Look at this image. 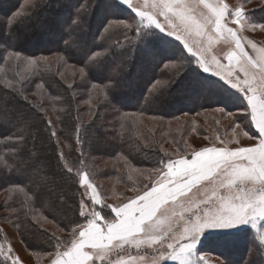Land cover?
Listing matches in <instances>:
<instances>
[{
  "label": "snow or ice",
  "instance_id": "6c2138e0",
  "mask_svg": "<svg viewBox=\"0 0 264 264\" xmlns=\"http://www.w3.org/2000/svg\"><path fill=\"white\" fill-rule=\"evenodd\" d=\"M44 7L45 0H23L3 23L5 36H11L22 19H30ZM89 7L86 0H80L74 13L58 21L57 32L65 50L83 51L77 58L79 66L73 68L90 100L109 99L125 68V61L118 57L131 47L160 56L167 78L154 80L149 95L180 86L197 94H220L224 106L212 110L224 114L232 105L239 109L240 122L236 113L228 111L234 117L231 139L217 135L215 142L193 147L191 153L179 146L175 157L162 153L150 171L149 182L114 204L106 202L83 152L76 164H70L60 151V176L73 177L80 199L77 215L66 226L67 238L55 233L49 236L53 248L46 253L49 264H205L200 255L204 243L226 248L241 232L251 238L259 264H264V46L241 35L246 30L244 21L262 30L264 23L251 22L242 5L233 8L226 0H112L109 7L125 15L112 19L106 15L93 32ZM221 41L226 50L217 52L213 45ZM4 51L7 55H0V60L26 65L28 78L42 67L46 69L50 60L48 56L23 57L7 45ZM57 58L64 60L63 56ZM0 79L9 90L0 96V121L11 125L5 139L14 145L8 149L11 162L0 155V171L18 177L10 188L23 195L20 208L13 210L14 227H22L23 216L37 228L38 217L47 219L43 210L50 204L45 196H57L54 176L37 152L27 148L35 127L33 116L43 114L44 107L28 99L26 86H18L15 77ZM128 116L122 114V118ZM45 122L51 129L53 122ZM79 130L78 124L77 133ZM56 136L51 131V137ZM76 142L81 144L79 135ZM57 200L63 203V193ZM5 251L11 264H24L18 255H12L10 242L6 249L0 243V255ZM246 264L257 261L250 259Z\"/></svg>",
  "mask_w": 264,
  "mask_h": 264
},
{
  "label": "trees",
  "instance_id": "16d2710c",
  "mask_svg": "<svg viewBox=\"0 0 264 264\" xmlns=\"http://www.w3.org/2000/svg\"><path fill=\"white\" fill-rule=\"evenodd\" d=\"M55 1L57 0H45V7L42 11H38L37 15L30 19H22V22L13 29L11 36L6 37L2 25L7 18L19 10L23 0H0L1 4L9 5L0 14V55H7L4 51L7 45L8 50L15 48L22 53L23 57L48 56L50 58L55 55L64 57V60H60L62 64H47L46 69L42 67L39 72L31 74L30 78H28L29 73L26 65L12 64L13 61L6 63L0 60V69H3L0 71V78L13 79L15 77L20 82L18 86L21 84L26 86L25 94L28 99L37 105L42 104L44 107L43 114L33 116L35 127L31 130L32 136L29 137L27 148L37 152L48 172L54 176L57 182V196L63 193V203L57 200V196H45L50 207L43 210L47 219L38 217L39 227L34 228L27 224L21 216L22 227L17 229L14 227V223L17 221L13 210L20 208L23 195L13 191L10 186L18 181V177L9 176L0 171V196H3L0 209L7 213L6 217L10 226L18 234L27 250L32 253L53 250L50 247V233L40 226L42 221L52 223L56 228L65 229L64 231L67 232L66 226L77 215L76 206L80 199L77 194L78 185L71 175L60 176L58 160L60 151L65 153L70 164L77 163L80 152L85 154L83 159H85L87 168L94 174V181L102 194L109 190L118 193L124 188L134 189L138 185L141 187L143 178L149 176L147 174L156 166L161 154L165 152L169 154L168 145L164 146L166 141L172 142L177 153L178 146L183 147L186 124L176 122L177 117L181 115L193 116L224 106L222 95L197 94L184 86L180 87L183 93L177 96L173 93V89L179 87H173L163 94L149 95L148 89L154 80L167 78L160 57L153 64H146L145 59L138 61L139 64H125L121 82L110 93L109 99L101 100L99 103L96 99L90 100L88 89L80 76L76 73L69 76L67 73L63 74L62 71L64 66L77 65L78 67L75 55L80 52L82 56L83 51L76 50V48L65 50L59 36H55L52 43H49L53 46L47 44V47L43 45L45 40L43 41L39 36L36 37L38 25L49 28L48 31H53V33L54 30H57L58 21L49 18L51 21L44 24L40 17L45 10L50 9L51 14L56 12L55 8L51 9L49 6V4H56ZM59 1L69 2L70 0ZM86 2L90 5L89 20L95 13L93 7H103L105 14L101 17V21L106 15L109 19L125 15L109 7L112 0H86ZM77 3L79 4L80 1ZM262 7L264 4L259 9L247 12L249 17L255 19L253 22L264 23ZM61 9L63 13L66 10L64 19H67L72 13L73 6L63 5ZM95 14L97 15V12ZM100 23L90 24L91 31L95 32L100 27ZM25 34L27 35L25 36ZM35 34L36 36H34ZM30 37H33L35 41H29ZM33 43L37 47L30 49L29 46ZM132 52L136 54L140 51H133L129 47L121 56L126 60L127 58L131 59ZM136 69L143 72L140 73L139 78L132 75ZM68 84H72L73 87L68 88ZM8 91L3 88V79H0V96ZM57 97H61V99H56ZM8 107L11 108L12 105L9 104ZM230 108L231 105H228L227 110L230 112H239V109L234 106L231 110H229ZM123 113H128L129 116L126 119L122 118ZM152 117H162L163 119L153 120ZM91 118H94V122ZM49 119L53 122L51 129H47L45 122ZM78 124L80 125L79 133L76 131ZM121 124L124 125L123 130ZM10 127V124L0 121V155H3L9 162L12 157L8 153V149L14 145L5 138L10 134ZM53 130L57 133L56 137H51ZM77 135H79L81 144L76 142ZM121 135H123V139H121ZM62 144L63 146H61ZM68 145H71V149ZM23 183L28 185L29 182L24 180ZM80 191L83 190L80 189ZM36 207L40 208V205L37 204ZM207 245L210 251L220 250L218 254L223 256L227 264H246L250 259L254 261L259 259L251 238L243 232L238 235L232 245L226 248L212 242H207Z\"/></svg>",
  "mask_w": 264,
  "mask_h": 264
},
{
  "label": "rangeland",
  "instance_id": "374dc122",
  "mask_svg": "<svg viewBox=\"0 0 264 264\" xmlns=\"http://www.w3.org/2000/svg\"><path fill=\"white\" fill-rule=\"evenodd\" d=\"M78 1H80V0H70L69 2H63V1L61 2V1L57 0L55 2H57L58 4L57 3L53 4V5L49 4L51 9H54V8L56 9V12L51 14L49 12L50 9L45 10L40 15L41 21L44 24H48V21L49 20L51 21V19L56 20V22L60 21V20H64V17H66L67 12H66V10L64 11V13L62 12L61 8L63 7V5H65L67 7L73 6L72 13H74L75 12L74 9H76L75 6L78 5V3H77ZM226 2L229 3V5L233 8L242 5L245 8L246 12H249V11L255 10V9H259L264 4V0H226ZM57 5H58V7H57ZM8 6L9 5H5V4L0 3V14H2V12L5 9H7ZM106 8H108V7H106ZM59 9H61V10H59ZM94 10H95V13L97 12V15L95 13H93L94 15L93 14L91 15V20L88 19L89 24H92V25H96V24L100 23V21L102 19L101 17H103V15L105 14L103 7H93V11ZM49 18H51V19H49ZM254 20L255 19L250 17L251 22H253ZM244 23L246 25V30L244 31V33H245L244 35L248 39L254 41L255 43L257 42L256 44L258 46H264V30H262L259 27L253 29L251 27V23L249 21H244ZM48 29L49 28H45L44 26L40 27L38 25V27L36 28L37 36H36V34L34 35L36 37L39 36L40 39H42L43 41L45 40L44 41L45 44H43L44 47H47V44L50 46H53V44H49V43H52V40L55 39V36L56 37L59 36L57 30H54V33H53V31L52 32L50 30L48 31ZM27 34H25V36ZM29 41L32 42V41H35V39H33V37H30ZM99 42H101V41H99L97 39V43H99ZM36 47H37V45H35V43H33L31 46H29L30 49H33ZM213 47L216 49L217 52H221V50H226V46L224 45V43L222 41L219 43H214ZM57 57L58 56H56V55L50 57V60H49V62H47V64H62L61 61ZM78 57H81L80 52H77V54L75 55L76 64L80 63V61L77 59ZM130 57H131V59L127 58V60H126L125 58L123 59L122 56H120V57H118V60L123 59L125 61V64H139L138 61H141V59L142 60L145 59L146 64H153V62H155L156 59H158L160 56L155 55V54L146 55L145 52L140 51L136 54L134 52H132L130 54ZM17 63L20 64L19 61H13L12 64H17ZM138 69L133 71L132 75H134L135 78H139V76L141 75L140 73H143V72H139ZM62 71H63V74L67 73V74H69V76H71V74L76 73L75 69L73 67H68V66H64L62 68ZM180 87L173 89V93H175L176 96L183 93V91H182V89H180ZM128 94H130V93H128ZM124 100H125V98H124ZM232 108H233V106L231 105V108L229 110H231ZM227 112H228V110L224 114H221L218 112H214L213 110H208V111L200 112V113L195 114L193 116H188V115L179 116V119L178 120L176 119L177 120L176 122H183V124H186V135L183 139V148L186 149L188 153H191L193 147L198 148V147L204 146L205 144H210V143L215 142L217 135H220L225 140L231 139L232 132H233V125H232L231 121L234 119V117L229 116L227 114ZM233 113L237 114L235 119L237 120V122H240L239 121V112H233ZM234 130L236 133H240V129H234ZM205 136L208 137L207 140H205ZM243 142L248 143V141H246V140H244ZM61 146H63V144ZM164 146L169 147L167 149L169 152V155H172L173 157L179 155L177 153L176 149L172 146V142L166 141ZM148 175H150V173L147 174V176ZM148 182H149L148 177L143 178L141 187H143L144 183H148ZM136 187L141 188V187H139V185ZM104 195L107 198L106 199L107 203L114 204V203L119 202V200H121V199L133 196L134 191L132 190V188L131 189H125L124 188L121 191H119L118 193H113L112 191L109 190ZM2 197L0 196V206H1ZM6 214L7 213H5V211L0 209V243L4 244L5 249L7 248L8 243L10 242L11 247L14 249L12 255L13 256L18 255L21 258V260L24 262V264H49L50 257H48L46 255L47 252L32 253V252L27 250L25 245H23V243L21 242L18 234L10 226L8 219L6 217ZM41 224L42 225H40V226H42V228L45 229L48 233H50V234L55 233L56 236L60 237L61 239L67 238L68 233L65 231H60V229L56 228L52 223L42 221ZM48 252H50V251H48ZM218 253H220V250H217V249H215V251L214 250L210 251L209 246L207 245V242H206L202 246V251H201L200 255H202L204 257L205 264H220L221 261H224L225 264H227V262L223 258V256H220ZM228 261L230 262L232 260H228ZM0 264H11V261L7 259V252L6 251L3 255H0ZM257 264H259V259L257 260Z\"/></svg>",
  "mask_w": 264,
  "mask_h": 264
},
{
  "label": "crops",
  "instance_id": "0c3cea01",
  "mask_svg": "<svg viewBox=\"0 0 264 264\" xmlns=\"http://www.w3.org/2000/svg\"><path fill=\"white\" fill-rule=\"evenodd\" d=\"M245 33L243 32V33H241V35H243V36H245L244 35ZM246 37V36H245ZM247 38V37H246ZM257 43V42H256ZM250 52H251V48L249 47V49H248Z\"/></svg>",
  "mask_w": 264,
  "mask_h": 264
}]
</instances>
